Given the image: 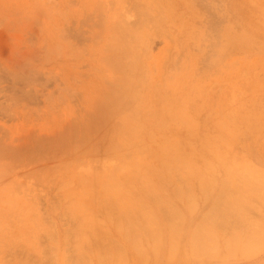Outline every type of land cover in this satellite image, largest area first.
Returning a JSON list of instances; mask_svg holds the SVG:
<instances>
[{
    "label": "rangeland",
    "instance_id": "374dc122",
    "mask_svg": "<svg viewBox=\"0 0 264 264\" xmlns=\"http://www.w3.org/2000/svg\"><path fill=\"white\" fill-rule=\"evenodd\" d=\"M263 215L264 0H0V264H264Z\"/></svg>",
    "mask_w": 264,
    "mask_h": 264
},
{
    "label": "bare ground",
    "instance_id": "6f19581e",
    "mask_svg": "<svg viewBox=\"0 0 264 264\" xmlns=\"http://www.w3.org/2000/svg\"><path fill=\"white\" fill-rule=\"evenodd\" d=\"M143 11H144V10H143ZM149 11H150V10H149ZM127 36H130V35H127ZM130 37H131V36H130ZM118 47H119V46H118ZM112 49H113V48H112ZM120 56H121V55H120ZM114 100H115V99H114ZM112 101H113V99H112ZM112 103H113V102H112ZM110 104H111V103H110ZM107 105H108V104H107ZM106 107H107V106H106ZM168 146L170 147V145H168ZM139 149H140V148H139ZM209 153H210V151H209ZM121 157H123V156H121ZM28 158H30V157H28ZM36 158H37V157H36ZM30 159H31V158H30ZM30 159H29V160H30ZM124 159H126V157H125ZM27 162H28V161H27ZM29 163H30V162H29ZM135 165H136V167L138 166L137 164H135ZM135 165H134V166H135ZM226 169H227V168H226ZM212 173H213V172H212ZM110 176H112V175H110ZM115 177H116V176H115ZM112 185H113V184H112ZM114 185H115V184H114ZM116 187H117V185H116ZM113 188H114V187H113ZM110 189H111V188H110ZM116 191H117V190H116ZM109 192H110V191H109ZM112 192H115V191L113 190ZM208 193H209V192H208ZM127 194H128V193H127ZM190 198H191V197H190ZM193 198H194V196H193ZM198 198H199V197H198ZM203 198H204V197H203ZM103 199H104V198H103ZM128 200H129V198H128ZM231 200H232V199H231ZM126 201H127V200H126ZM127 202H128V201H127ZM226 202H227V201H226ZM115 203H118V202H115ZM216 203H217V202H216ZM121 204H123V203H121ZM127 204H128V203H127ZM214 204H215V203H214ZM111 205H112V204H111ZM116 205H118V204H116ZM215 205H216V204H215ZM218 205H219V204H218ZM119 206L122 207L120 204H119ZM124 206H125V205H124ZM223 206H224V205H223ZM109 207H110V206H109ZM129 207H130V206H129ZM221 207H222V206H221ZM224 207H225V206H224ZM241 207H243V206H241ZM118 208H119V207H118ZM195 208H196V207H195ZM209 208H210V207H209ZM216 208H217V207H215V209H216ZM225 208H226V207H225ZM218 209H220V208L218 207ZM221 209H222V208H221ZM226 209H227V208H226ZM128 210H129V209H128ZM128 210H127V211H128ZM216 210H217V209H216ZM216 210H215V211H216ZM132 211H133V210H132ZM209 211H210V210H209ZM222 211H223V210H222ZM224 212H226V211L224 210ZM130 213H132V212H130ZM217 213H218V212H217ZM227 213H228V212H227ZM78 214H79V213H78ZM80 214H81V213H80ZM211 214H212V212H211ZM221 214H222V212H221ZM237 214H239V213H237ZM130 215H131V214H129V216H130ZM224 215H225V214H224ZM134 216H135V214H134ZM238 216H240V215H238ZM91 217H92V216H91ZM216 217H217V215H216ZM221 217H223V216L221 215ZM263 217H264V215H263ZM130 218H131V216H130ZM134 218H135V217H134ZM214 218H215V217H214ZM217 218H218V217H217ZM236 218H237V217H236ZM90 219H91V218H90ZM222 219H223V218H222ZM239 219H240V218H239ZM241 219H242V217H241ZM84 220H85V219H84ZM91 220H92V219H91ZM128 220H129V219H128ZM135 220H136V219H135ZM213 220H214V219H213ZM229 220H230V219H229ZM229 220H228V221H229ZM89 221H90V220H89ZM89 221H87V224H88ZM117 221H118V220H117ZM126 221H127V220H126ZM211 221H212V220H211ZM211 221H210V223H211ZM223 221H224V220H223ZM129 222H131V221H129ZM142 222H143V221H142ZM133 223H134V222H133ZM261 223H262V222H261ZM81 224H82V223H81ZM83 224H84V223H83ZM83 224H82V225H83ZM96 224H97V223H96ZM118 224H119V223H118ZM130 224H132V223H130ZM206 224H207V223H206ZM228 224H229V222H228ZM232 224H233V223H232ZM79 225H80V224H79ZM88 225H89V224H88ZM92 225H93V223H92ZM92 225H91V226H92ZM94 225H95V224H94ZM134 225H135V224H134ZM148 225H149V224H148ZM256 225H257V224H256ZM83 226H84V225H83ZM136 226H137V225H136ZM145 226H147L146 223H145ZM172 226H173V225H172ZM258 226H260V225H258ZM80 227H81V225H80ZM87 227H88V226H87ZM137 227H138V226H137ZM143 227H144V226H143ZM143 227H142V228H143ZM147 227H148V226H147ZM204 227H205V226H204ZM78 228H79V226H78ZM148 228H149V227H148ZM202 228H203V227H202ZM206 228L209 229V227H207V226H206ZM80 229H81V228H80ZM105 229H106V228H105ZM128 229H129V227H128ZM143 229L145 230V228H143ZM149 229H150V228H149ZM1 230H2V229H1ZM135 230H136V229H135ZM147 230H148V229H147ZM151 230H152V229H151ZM153 230H154V229H153ZM168 230H169V229H168ZM198 230H199V229H198ZM212 230H213V229H212ZM252 230H253V229H252ZM81 231H82V230H81ZM88 231H89V230H88ZM90 231H91V230H90ZM90 231H89V232H90ZM94 231H95V230H94ZM133 231H134V230H133ZM137 231H138V230H137ZM199 231H200V230H199ZM209 231H210V230H209ZM83 232H84V231H82V233H83ZM89 232H88V233H89ZM97 232H99V231H97ZM97 232L95 231L96 234H97ZM102 232H104V231H102ZM115 232H116V231H115ZM138 232H139V231H138ZM151 232H152V231H150V233H151ZM197 232H198V231H197ZM90 233H91V232H90ZM109 233H110V232H109ZM134 233H136V232H134ZM152 233L154 234V232H152ZM195 233H196V232H195ZM138 234H139V233H138ZM211 234H212V233H211ZM80 235H81V234H80ZM90 235H91V234H90ZM123 235H124V234H123ZM123 235H122V236H123ZM151 235H152V234H151ZM234 235H235V234H234ZM255 235H256V234H255ZM84 236H85V234H84ZM94 236H95V235H94ZM99 236H100V235H99ZM131 236H133V235H131ZM155 236H156V235H155ZM159 236H160V235H159ZM170 236H171V235H170ZM198 236H199V235H198ZM101 237H102V236H101ZM156 237H157V236H156ZM252 237H253V236H252ZM263 237H264V236H263ZM87 238H89V237H87ZM93 238H94V237H93ZM102 238H103V237H102ZM151 238H152V237H151ZM213 238H214V237H213ZM213 238H212V239H213ZM260 238H261V237H260ZM81 239H82V238H81ZM97 239H98V238H97ZM149 239H150V238H149ZM263 239H264V238H263ZM108 240H109V239H108ZM108 240H107V241H108ZM132 240H133V239H132ZM144 240H145V239H144ZM232 240H233V239H232ZM83 241H84V240H83ZM126 241H128V240H126ZM134 241L137 242L135 238H134ZM227 241H228V240H227ZM229 241H230V240H229ZM262 241H263V240H262ZM78 242H80V240H79ZM155 242H156V241H155ZM107 243H108V242H107ZM175 243H176V242H175ZM199 243H200V242H199ZM213 243H214V242H213ZM226 243H227V242H226ZM81 244H82V243H81ZM156 244H157V243H156ZM79 245H80V244H79ZM132 245H135L134 242H133ZM136 245H137V244H136ZM136 245H135V246H136ZM226 245H227V244H226ZM262 245H263V244H262ZM153 246H155V245L153 244ZM208 247H209V246H208ZM79 248H80V247H79ZM190 248H191V247H190ZM98 249H99V248H98ZM108 249H109V247H108ZM115 249H116V248H115ZM115 249H114V250H115ZM214 249H215V248H214ZM75 250H76V249H75ZM100 250H101V249H100ZM105 250H107V249H105ZM192 250H193V249H192ZM80 251H82V250H80ZM206 251H207V250H206ZM245 251H246V250H245ZM247 252H248V251H247ZM76 253H77V252H76ZM81 253H83V252H80L79 254H81ZM241 253H242V252H241ZM250 253H251V252H250ZM250 253L248 252V254H250ZM251 254H252V253H251ZM243 255H244V253H243ZM247 256H248V255H247ZM244 257H245V256H244Z\"/></svg>",
    "mask_w": 264,
    "mask_h": 264
}]
</instances>
